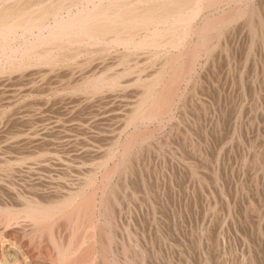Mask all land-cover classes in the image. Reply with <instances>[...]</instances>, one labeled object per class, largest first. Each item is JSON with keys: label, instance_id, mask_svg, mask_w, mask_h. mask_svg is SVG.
<instances>
[{"label": "rangeland", "instance_id": "1", "mask_svg": "<svg viewBox=\"0 0 264 264\" xmlns=\"http://www.w3.org/2000/svg\"><path fill=\"white\" fill-rule=\"evenodd\" d=\"M248 1L252 9L248 20L254 17L252 27L243 20L221 27L220 37L217 35L218 38L214 39L209 58L203 55L198 45L195 71L186 81L179 82V88L177 85L170 113L162 122L155 121L142 128L140 134L143 139L134 148L131 161L123 165V177L117 174L106 189V202L110 209V215H106L108 218L98 214L95 220L99 228L93 230V226L86 224L91 222L90 203L82 215L84 219L81 217L79 221L85 228L77 233L68 228L65 230L66 219L59 218L61 222L58 225L64 230H56L60 233L58 236L64 238V244L68 241L76 243L86 229L87 232L92 229L90 231L99 237V229L103 227V238L96 239L98 264H116L115 261L118 264H264V217L261 216H264V162L256 176L251 172L252 155L264 152V0ZM256 25L260 27L259 31L252 33ZM194 42L198 43L195 39ZM154 58L147 61L142 58L140 67L152 65L154 73L162 63L161 58L157 59L158 62ZM90 64L83 66L91 70L95 68V62L93 66ZM140 67L135 71H140ZM69 69H57L48 75V79L34 88L24 101H17L20 93L11 92V89L20 88L21 81L14 79L8 87H0V148L6 152L9 162L5 166L12 169L7 177L0 180V206H16L19 197H32L39 202L53 198L50 184L54 177L62 175L64 163L76 159L78 149L102 143L92 131L101 127L102 117L116 113L135 99L132 96L139 89L124 86L127 89H123L121 97L108 95L88 102L68 91L62 94L60 90L51 92L52 87L60 88L62 83L75 85L78 77L71 80ZM34 108L41 110V116L31 122L35 124L33 137L15 136L27 125L26 120L20 118L21 114L26 115ZM10 135L11 140L4 143L5 137L10 138ZM41 149L50 150V164L25 177L24 172L18 171L25 165L20 158ZM84 157H87L85 153ZM100 206L98 203L97 210L102 209ZM5 232L4 236L9 239L0 244V259L8 258L13 262L18 259L21 262L19 254L8 243L23 240L22 244L26 246L27 240L21 239L22 234L17 229ZM101 241L111 243L112 248L122 250L121 253L116 257V253L102 255L99 250ZM123 249H127V254Z\"/></svg>", "mask_w": 264, "mask_h": 264}, {"label": "bare ground", "instance_id": "2", "mask_svg": "<svg viewBox=\"0 0 264 264\" xmlns=\"http://www.w3.org/2000/svg\"><path fill=\"white\" fill-rule=\"evenodd\" d=\"M251 10L248 0H0V87H8L14 79L21 81L20 88L11 89L14 94L16 91L20 93L17 96L19 99L13 96L17 101H24L30 96L28 94H32L33 89L40 85L48 75L57 69L66 67H70L68 77L71 80L75 78L74 76L78 77L77 82L74 81L75 85L72 86L62 83L60 88H49L51 92L57 93L60 90L62 94L68 91L88 102L108 95L118 98L121 97L123 89L133 86L139 88L132 96L135 99L130 103L112 115L104 116L103 114V121L98 119L102 123L101 127L92 133L97 139H101L102 143H92L91 146L87 145L78 149L77 158L70 159L64 163V166L62 165L61 176L57 175L58 177H54L52 181L48 177L51 181L50 188L54 194L53 198L39 202L32 197L28 199L19 197L16 206L15 204L0 206V244L7 242L9 238L6 239L4 236L5 231L12 228L19 230L22 234L21 239H26L28 242V246L22 244L23 240L19 243L9 242V247L19 254L21 262L18 259L13 262L8 258H3L0 259V264H98L96 263L98 259L95 257L98 247L96 239L98 241L99 237L103 238V227L99 229V237L89 228V232L86 229L84 236L80 237L76 243L68 241L66 245L63 243L64 238L58 236L60 233L57 230L60 229L61 222L59 218L66 219V224L63 226L65 230L70 229L77 233L85 228L82 227L83 222L79 221L82 215L84 216L86 206L90 203L91 222H86V224L93 226V230L99 228L95 220L98 214L100 217L105 216L104 218L110 215L106 202L107 187L117 174L120 178L123 177L125 170L123 165L131 161L134 148L138 145V141L143 139V135L140 134L142 128L148 127L147 125L155 121L162 122L170 113L174 97L177 95V85L179 88V82L186 81L188 76L195 71L193 67L195 59H198L197 46H201L203 55L209 58L213 52L212 43H215L214 39L218 38L221 27L229 26L231 22L240 20L252 27L254 17L248 20ZM258 28L260 27L256 25L252 33L257 32ZM194 39L198 41L197 45ZM153 57L156 60L162 59L161 67L157 69V66L154 73H152V65L147 68L140 67L142 58L147 61ZM94 62L95 68L92 70L88 66V68L83 66L85 63H91L90 65L93 66ZM139 67L140 71H135V69L139 70ZM71 80H69L70 83ZM6 93L9 92L6 91ZM40 111L34 108V110H28L26 115L21 114L20 118L26 120L27 125L24 130L21 127L22 131L15 136L33 137L32 130L35 124L31 122L33 120L35 122ZM51 121L53 122V119ZM52 129L54 131V128ZM11 137V135L10 138L6 136L3 142H9ZM123 138H125L124 141ZM2 150L0 148V164L4 165L0 166V180L7 177L12 170L5 166L9 162L6 152ZM49 151L41 149L33 151L35 153L32 152L33 154H29L28 157L20 158L25 161V165L22 167L19 165L18 171L24 172L25 177L36 174L35 171L51 161ZM84 153L87 157L83 159ZM258 155L254 154L251 158L253 162L251 172H254L255 176L264 162V152ZM98 203L102 207L100 210L96 208ZM62 229H60L61 232L64 230ZM71 238H73L72 235ZM101 243L102 247L99 250L104 256L116 253L114 255L116 257L122 251L115 247L112 248L109 241V244H104L102 241ZM124 251L127 254V249ZM105 260H107L106 257ZM115 263L118 264L117 261Z\"/></svg>", "mask_w": 264, "mask_h": 264}]
</instances>
